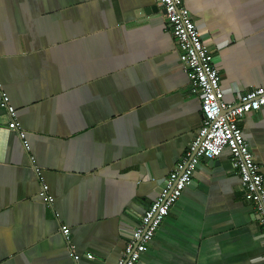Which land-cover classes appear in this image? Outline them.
Here are the masks:
<instances>
[{
	"label": "crops",
	"instance_id": "crops-1",
	"mask_svg": "<svg viewBox=\"0 0 264 264\" xmlns=\"http://www.w3.org/2000/svg\"><path fill=\"white\" fill-rule=\"evenodd\" d=\"M182 6L223 102L264 88V0ZM0 90L15 111L0 106V264H115L201 126L164 11L155 0H0ZM239 126L264 176V109ZM215 161H200L137 264H264L261 216L229 151Z\"/></svg>",
	"mask_w": 264,
	"mask_h": 264
},
{
	"label": "built area",
	"instance_id": "built-area-1",
	"mask_svg": "<svg viewBox=\"0 0 264 264\" xmlns=\"http://www.w3.org/2000/svg\"><path fill=\"white\" fill-rule=\"evenodd\" d=\"M155 1L164 11L166 24L174 37L180 64L188 75L191 90L200 96L202 120L185 155L164 179L155 201L141 216L121 257L115 264L138 263L170 209L178 201L184 189L191 184L200 161L215 160L226 149L230 153L231 166L240 177L246 201L252 203L261 216L264 237V176L239 126L246 114L264 109V88L245 92L237 103H224V93L220 87V75L214 64V58L204 45L192 18L184 10L183 0ZM0 106L7 110L12 118L15 116L8 95L1 90ZM12 127L18 129L14 122ZM19 137L27 150L28 143L24 140V133L19 132ZM35 171L40 176L39 170ZM47 190V186L42 184L39 197L50 207L53 199ZM61 232L69 250L73 252L74 246L70 244L68 228L62 226ZM78 258L77 255L73 256L75 264H78ZM86 258L93 260L90 254H87Z\"/></svg>",
	"mask_w": 264,
	"mask_h": 264
},
{
	"label": "water",
	"instance_id": "water-1",
	"mask_svg": "<svg viewBox=\"0 0 264 264\" xmlns=\"http://www.w3.org/2000/svg\"><path fill=\"white\" fill-rule=\"evenodd\" d=\"M204 161H208L209 163H216V159L215 160H207V159H203Z\"/></svg>",
	"mask_w": 264,
	"mask_h": 264
}]
</instances>
